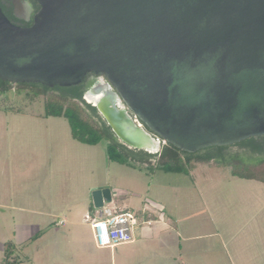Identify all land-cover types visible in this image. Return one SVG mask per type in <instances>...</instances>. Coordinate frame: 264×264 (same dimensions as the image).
Masks as SVG:
<instances>
[{
    "label": "water",
    "instance_id": "1",
    "mask_svg": "<svg viewBox=\"0 0 264 264\" xmlns=\"http://www.w3.org/2000/svg\"><path fill=\"white\" fill-rule=\"evenodd\" d=\"M31 12L27 0H12ZM0 6V79L69 87L127 145L185 152L264 135V0H35ZM109 189L93 192L96 207Z\"/></svg>",
    "mask_w": 264,
    "mask_h": 264
},
{
    "label": "rangeland",
    "instance_id": "2",
    "mask_svg": "<svg viewBox=\"0 0 264 264\" xmlns=\"http://www.w3.org/2000/svg\"><path fill=\"white\" fill-rule=\"evenodd\" d=\"M14 89L12 94L0 93V187L15 191L13 199H8L6 191L0 198L7 205L0 214V264L5 240H16L12 227H4L12 216L8 206L46 211L48 216L19 213L22 220H35L37 232L44 231L62 218L63 211L83 207L85 217L90 212L88 203L97 209L93 197L97 188L86 192L85 187V182L96 178L100 184H110L115 196L105 206L114 208L119 196L116 202L133 208L142 219L155 203L151 217L156 219L162 212L157 219L160 224L166 221L163 257L140 255L135 246L139 240L114 248L77 249L69 225L53 226L42 239L14 250L13 255L21 259L17 264H90L92 259L94 264H264L263 182L233 175L231 166L216 161L195 162L188 174L164 170L148 174L109 161L105 142L81 146L66 118L58 120L59 125L46 116L40 118L45 112L44 95L31 100L29 90ZM241 151L243 160L237 167L248 172L257 167L258 175L264 176V168L256 164L258 155L252 160L239 147L230 148L228 154Z\"/></svg>",
    "mask_w": 264,
    "mask_h": 264
},
{
    "label": "trees",
    "instance_id": "3",
    "mask_svg": "<svg viewBox=\"0 0 264 264\" xmlns=\"http://www.w3.org/2000/svg\"><path fill=\"white\" fill-rule=\"evenodd\" d=\"M37 9H40L39 4ZM4 13L11 16L5 10ZM88 84L85 79L78 85L69 87L56 85L51 88L40 83L14 84L0 79V93L12 94L15 91L14 86H17L19 90H29L27 95L31 100L39 95H44L46 97L44 115L66 118L70 124L73 138L81 143L97 145L102 141L105 142V151L109 161L144 170L148 174H152L156 170L188 174L190 166L195 162L210 163L216 161L231 166L233 175L264 183V176L258 175L257 167L254 168L253 172L237 167V164L243 160L240 157L242 151L232 156L228 154L230 148L239 147L243 153L251 154L249 156L252 160L256 159V155H258V161H256L257 163L254 161V163L258 164V168H264V135L250 137L231 145L210 146L193 153L185 152L169 143L163 144L160 152L134 148L121 141L97 107L85 99ZM42 233L43 231H38L32 240L40 237ZM13 253L14 244L10 241L6 242L4 253L6 263L18 261Z\"/></svg>",
    "mask_w": 264,
    "mask_h": 264
},
{
    "label": "crops",
    "instance_id": "4",
    "mask_svg": "<svg viewBox=\"0 0 264 264\" xmlns=\"http://www.w3.org/2000/svg\"><path fill=\"white\" fill-rule=\"evenodd\" d=\"M46 117L50 118V120H52V119L56 120L53 122H56L57 124H58V120L62 119V117H55V116H46ZM40 118L46 119L45 115L40 116ZM60 122L62 123V121H60ZM79 144H80V142H79ZM81 146L94 147L97 145H89V144L81 143ZM98 168H99V166L96 169V176H98V174H99ZM92 182L91 183L85 182L86 192L91 191V189H94V188L102 189L105 187L106 189L110 190V193L109 192L107 193L108 196H111V199L109 201L114 202L115 196L113 195L112 189L109 188V187H111L110 184H104V185L100 184V182H98L97 178H96V180H94ZM5 191L8 193L7 194L8 199H10V198L13 199V197L15 196L14 195V192H15L14 187H12L10 189H8V188L3 189L2 187H0V198L1 199H3L5 197L4 196L2 198V194L6 195ZM115 199H117L116 201H118L119 196H117ZM116 201H115V207L112 208L113 210H115L117 212L133 211V208H129V206L123 205L122 203L119 204ZM84 205L85 204H83V206ZM87 205L89 207L90 212L88 214H86L85 217H82L83 207L80 210H76L75 212H72L71 210L63 211L62 212L63 213L62 218L60 217V218H58L57 221H54V222L52 221L51 224H49L48 227L44 231L41 230V231H43V233L41 234L40 237H38L35 240H32V237L37 233V229H38V226L36 225L35 220H33L34 221L33 223H31V221H30L31 219L22 220L20 218L19 213L20 212H30L33 214L40 213L42 215H47V212L46 211L40 212V211H37L35 208H33V209L31 207L26 208V207L21 206L19 204H17V205L12 204V205L8 206V208H10L12 210V214L10 213V215H12V216H10L11 220L4 227H7L8 229H10V227H12V233H13V235H15L16 240L15 241L11 240V239L5 240V242L3 244L4 251H5V243L8 241H10L14 244L15 252L19 251V250H24L26 247L29 246L31 241H37L39 239H42L50 230L53 229V226H55V227L63 226V227L69 228V225H70L69 231L71 232V237L73 239V246L74 247H76L77 249H82L83 247L86 246L89 250H96V248H100L96 245L95 240L93 241V239H94L93 231H92L91 225L89 223V220L87 219V216L90 215L92 217H95L96 212L98 210L100 211V209H102V208L97 207L96 210H92L91 204L88 203ZM6 207H7V205H4L0 202V214L2 213L1 209H4ZM105 207L111 208L110 206H105ZM148 207H150V206H148ZM151 209H152V207H150L148 209L149 212L151 211ZM13 211H14V213L16 212V214L17 213L18 214L15 215L13 213ZM149 212L147 213V216L145 215V218L148 220H152L153 221L152 224L151 225L145 224L143 227L140 226L139 228H137L135 231V232H137L135 235L136 239H134L131 242L124 243V244H127V245L132 244V243H135V241L139 240V241H137L135 246L138 249V252L140 253V255H142V254L144 255L148 252L151 255H153L154 258L163 257V254L161 253V251H162V247L166 244L163 240V237H165V231H166V227H165L166 221H164L163 223L160 224V222L157 219V218L162 216V212H160V213L158 212V217H156V219H153V215L151 217V214ZM15 217H17V218H15ZM91 233H92V235H91ZM16 234H18V235L16 236ZM167 235H169V234L167 233ZM91 236H93V239ZM166 247H168V246L166 245ZM16 257L18 259L17 262L6 263L4 261V258H3V260L1 261V264H17V263H20L21 259L18 256H16ZM93 261L94 260L92 259L90 264H94ZM33 262H35V261L33 260Z\"/></svg>",
    "mask_w": 264,
    "mask_h": 264
},
{
    "label": "built area",
    "instance_id": "5",
    "mask_svg": "<svg viewBox=\"0 0 264 264\" xmlns=\"http://www.w3.org/2000/svg\"><path fill=\"white\" fill-rule=\"evenodd\" d=\"M155 204H151L153 208ZM95 217L87 216L91 225L95 243L100 248H114L119 244L135 239V231L142 224L151 225L152 220L139 218L133 211L117 212L102 206ZM155 209V207H154Z\"/></svg>",
    "mask_w": 264,
    "mask_h": 264
},
{
    "label": "flooded vegetation",
    "instance_id": "6",
    "mask_svg": "<svg viewBox=\"0 0 264 264\" xmlns=\"http://www.w3.org/2000/svg\"><path fill=\"white\" fill-rule=\"evenodd\" d=\"M31 4V12L30 14H26V11L23 9L16 8L15 4L12 0H0V6L2 9H4L6 12H9L11 16H8V18L16 25L22 26V27H28L31 26L34 22V14L39 10L37 9V5L39 4L35 0H27ZM3 10V11H4ZM6 14V13H5ZM7 15V14H6ZM88 81V89L93 85L94 83H104L105 78L103 76H96L93 74H89L86 78ZM87 89V90H88Z\"/></svg>",
    "mask_w": 264,
    "mask_h": 264
}]
</instances>
